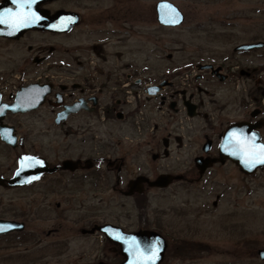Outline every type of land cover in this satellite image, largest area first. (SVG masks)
<instances>
[{
    "label": "flooded vegetation",
    "instance_id": "flooded-vegetation-1",
    "mask_svg": "<svg viewBox=\"0 0 264 264\" xmlns=\"http://www.w3.org/2000/svg\"><path fill=\"white\" fill-rule=\"evenodd\" d=\"M6 1L0 0V18L13 22L5 16L11 9L28 14L37 26L19 36L0 35L6 45L0 52V108L13 104L20 91L44 96L36 108L26 112L8 108L3 116L4 123L15 127L18 144L14 147L1 139L5 147L0 145V190L14 191L30 201L22 211L19 201L6 204L0 199V219L23 224L22 229L0 234L8 239L7 247L21 243L27 247L23 253L33 246L45 253L56 248L66 254L74 239L91 237L114 255L104 252L89 264H121L119 244L100 230L111 224L126 233L157 232L166 243L161 264L171 257L170 248L177 257L192 259L208 252L212 211L224 195L216 191L214 174L232 165L247 175L231 159L221 158L225 132L246 122L264 141V63H260L264 46L238 48L262 40L241 42L218 61L192 60L181 71L171 62L164 74L165 56L174 59V53L165 54L156 44L148 54L141 14L131 16L117 7L99 9V0H36L22 9L17 4L3 6ZM69 1L78 5L69 6ZM157 4L151 19L158 27H178L159 21ZM68 12L75 14L77 24L69 31L54 30L51 22L64 21ZM84 25L95 38L87 47L58 48L49 42L51 36L68 38ZM30 34L43 35L47 42L28 45L31 53L24 52L20 61L17 44ZM133 36L139 37L134 50ZM132 50L137 59H132ZM17 116L48 121L46 135L53 137L46 147L29 146L28 136L10 122ZM27 156L46 169L25 185L11 184ZM194 187H199L198 200L187 197L171 209L150 206L153 200L167 198L169 189ZM214 192L216 199L210 203L208 196ZM114 199L130 203L117 211L99 208ZM39 205L57 211L54 223L41 225L26 218ZM71 210L76 223L68 225ZM252 247V254L264 261L259 254L264 246ZM22 257L35 263L31 256ZM77 262L68 259L69 264Z\"/></svg>",
    "mask_w": 264,
    "mask_h": 264
},
{
    "label": "rangeland",
    "instance_id": "rangeland-1",
    "mask_svg": "<svg viewBox=\"0 0 264 264\" xmlns=\"http://www.w3.org/2000/svg\"><path fill=\"white\" fill-rule=\"evenodd\" d=\"M99 1L101 2L99 9L117 7V9H123L125 13L131 12V16L141 14L145 17L140 25L141 35H145L142 39H144L148 54L153 47H158V45L163 46L165 54L174 53V59L165 56L164 74L168 73L167 67L172 66L171 62L179 66L181 71L192 60L196 62L213 58L218 61L224 57V53L230 52L227 50H232L241 42L264 41V0H169L175 3L185 15V21L175 28H159L158 23L151 19L154 15V5L160 0ZM68 4L72 7L78 5L75 1H69ZM88 30L89 28L84 25L68 38L51 36L49 42L58 48L62 44L68 47H87L95 40L94 35L88 34ZM138 38L133 36L130 41L133 50ZM155 38L161 40L162 44L157 43ZM45 42L47 40L43 35L30 34L19 42L18 46L16 45V56L21 61L24 52L31 53L28 45L32 44L37 47ZM5 48V42L0 41V52L5 51ZM133 50L132 59H137L139 56L137 54L135 57ZM261 62L264 63L263 60H260ZM140 63L138 61V64ZM10 122L18 127L20 134L28 136L29 146L46 147L48 140L53 137L49 132L48 136L46 135L49 126L47 120L17 116L13 117ZM56 139L58 140V137ZM0 145L5 147L1 137ZM213 181L217 184L216 191H224V195L217 209L211 206L214 210L212 209L210 221L208 252L201 253L192 259L184 255L177 257V254H172V248H170L168 255L171 257H168L163 264H264V261L252 254V246H264V168L247 176L242 174L238 168L226 165L214 174ZM199 193V187L187 191L182 188L169 189L165 193L167 198L153 200L150 206L153 209L157 206L171 209L184 198L190 197L191 201L198 200ZM208 198L212 203L216 199V192ZM0 199L6 204L10 201H19L21 205L18 207L22 211L25 210L24 203L30 202L27 197L21 198L14 191L0 190ZM106 202L99 208H111L117 211L124 206L123 203H130V201L118 199ZM88 204L89 202L85 206ZM126 206L129 207V205ZM20 209L17 208L18 213ZM32 212L36 214L35 217ZM56 214L57 211L54 208L46 209L39 205V209L35 208V211H31L26 218H29L32 223L46 225L56 221ZM74 214L72 210L68 213L66 222L68 225L76 223ZM98 243L91 237H79L74 239L66 254H60L56 248H49L45 253L46 250H38L33 246L29 253H23L27 249L25 245L19 243L18 246L10 248L7 247L8 239L0 238V264H69V258L78 260L77 263L72 264H89L95 256L102 255L104 252L111 256L114 255L110 247H104ZM11 255H17V257L11 260L9 259ZM22 256L33 257L35 263H30L29 259H23Z\"/></svg>",
    "mask_w": 264,
    "mask_h": 264
},
{
    "label": "water",
    "instance_id": "water-1",
    "mask_svg": "<svg viewBox=\"0 0 264 264\" xmlns=\"http://www.w3.org/2000/svg\"><path fill=\"white\" fill-rule=\"evenodd\" d=\"M13 3L11 0H7L3 6H11ZM28 3L17 4V7H27ZM15 7V6H14ZM157 14L159 21L164 25L179 26L185 21V15L183 11L172 1L160 0L157 4ZM28 16V26H17L14 22L0 23V35H14L19 36L25 30L36 27L37 23ZM178 21V22H173ZM78 22L75 14L68 12V16L64 21L58 18L57 21L51 22V27L54 30H71ZM264 42L259 41L251 44H243L238 48L252 49L263 47ZM43 97L27 93L25 90L20 91L16 96V101L8 105L7 107L0 108V137L1 139L12 146H17L18 136L15 132V127L3 122V116L8 108L14 112H26L30 109L36 108L43 101ZM257 147L264 146V141L261 139V135L254 131L253 126L246 122H239L231 125L225 132L223 142L220 147L221 158L231 159L235 164L239 166L241 171L247 175H253L264 165L255 164L252 166L246 163L247 157L239 151L241 143ZM19 144L24 145V139L21 138ZM35 159L30 157H24L20 161V167L17 170L15 176L9 180L13 185H25L30 182L33 176H39L45 167L34 164ZM34 161V162H33ZM36 168V169H35ZM35 169V171H33ZM35 172V173H34ZM20 225V226H19ZM0 228L4 229L0 231V234L8 233L18 228L22 229L23 224L0 219ZM100 230L104 231L110 239L119 244L124 261L121 264H161L165 257L166 243L165 240L154 231H138L133 233H126L120 227L107 224L100 227ZM261 258L264 260V248L259 252Z\"/></svg>",
    "mask_w": 264,
    "mask_h": 264
},
{
    "label": "snow or ice",
    "instance_id": "snow-or-ice-1",
    "mask_svg": "<svg viewBox=\"0 0 264 264\" xmlns=\"http://www.w3.org/2000/svg\"><path fill=\"white\" fill-rule=\"evenodd\" d=\"M13 4H21L23 6L24 3H35L36 0H11ZM5 16L10 17L12 21L14 22L15 25L17 26H28V16L25 15L22 12H14L11 9H9L6 13ZM36 19H39V17H36ZM5 20L3 18H0V23H4ZM173 22H178V21H173ZM241 153L245 157H247L246 163L255 166V164H261L264 165V146H248L241 143V147L239 149ZM4 229L0 228V231H3Z\"/></svg>",
    "mask_w": 264,
    "mask_h": 264
}]
</instances>
